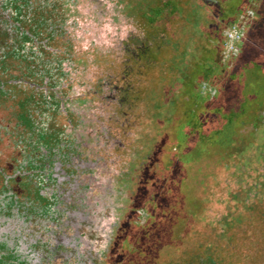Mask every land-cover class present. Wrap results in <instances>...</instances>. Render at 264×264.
Listing matches in <instances>:
<instances>
[{
	"label": "rangeland",
	"instance_id": "obj_1",
	"mask_svg": "<svg viewBox=\"0 0 264 264\" xmlns=\"http://www.w3.org/2000/svg\"><path fill=\"white\" fill-rule=\"evenodd\" d=\"M0 264H264V0H0Z\"/></svg>",
	"mask_w": 264,
	"mask_h": 264
},
{
	"label": "flooded vegetation",
	"instance_id": "obj_2",
	"mask_svg": "<svg viewBox=\"0 0 264 264\" xmlns=\"http://www.w3.org/2000/svg\"><path fill=\"white\" fill-rule=\"evenodd\" d=\"M6 194V193H5ZM13 248V247H12Z\"/></svg>",
	"mask_w": 264,
	"mask_h": 264
}]
</instances>
